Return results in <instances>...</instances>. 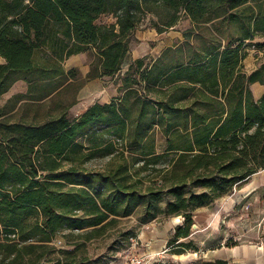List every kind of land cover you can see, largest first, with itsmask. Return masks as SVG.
<instances>
[{"label": "trees", "instance_id": "1", "mask_svg": "<svg viewBox=\"0 0 264 264\" xmlns=\"http://www.w3.org/2000/svg\"><path fill=\"white\" fill-rule=\"evenodd\" d=\"M101 15L113 22L97 23ZM146 15L158 33L186 18L184 37L206 28L208 39L123 71ZM250 49L264 55V0H0V97L19 79L27 85L0 105V264L115 261L49 254L62 231L89 239L142 200L183 219L167 240L173 253L196 250L192 210L264 169V92L250 88L264 84V60L246 71ZM90 50L89 75L121 72L118 93L73 117L67 107L52 112L48 101L76 76L64 60ZM96 157H108L104 168L85 165Z\"/></svg>", "mask_w": 264, "mask_h": 264}, {"label": "rangeland", "instance_id": "2", "mask_svg": "<svg viewBox=\"0 0 264 264\" xmlns=\"http://www.w3.org/2000/svg\"><path fill=\"white\" fill-rule=\"evenodd\" d=\"M151 19V16L146 15L132 35L130 52L123 68L127 60L148 54L150 56L146 61H150V58L160 55L170 47L182 46L183 49H187L188 41L192 46H199L208 39L209 34L206 28H197L199 34L196 33L191 38L184 37L183 32L193 29L186 18L180 19L172 29L163 33H156L150 28L153 23ZM110 22H113L110 15H101L97 20V23L101 24ZM223 31L225 28H222ZM258 40L256 38V41ZM95 57L94 52L90 50L64 60L66 70H75V79L63 93L48 101L47 108L52 112H57L67 107V114L73 117L79 114L88 103L105 102L110 100L116 92L118 93L121 72L103 77L89 75L96 61ZM262 60H264V55L250 49L245 59L244 69L250 71ZM250 88L255 97L264 91V85L257 83L252 84ZM26 89V82L21 79L17 80L10 90L0 97V105L9 102L14 95L24 93ZM21 103L23 101H20L10 112V117L17 118L14 113H17L18 105ZM23 111L22 108L20 113ZM153 134L156 150L163 151L166 145L164 135L158 128ZM107 161L108 157H96L85 165L89 168L101 169L105 167ZM147 183L149 182L145 180V184ZM163 204V201H158L149 207L146 200L139 201L127 215L110 216L114 217V220L89 239L79 235L82 232L78 230H64L53 239L52 244L55 251L49 256L50 258H56L59 255L76 258L89 257L90 260L98 257H112L118 261L135 255L146 257L144 264H177L180 261L200 264L202 259L199 258V252H195V249L186 250L180 261L175 260L174 257L177 256L167 245V240L172 227L183 223V219L175 215L165 216L160 212ZM85 229H92V227ZM259 236H264V169L257 171L248 180L214 202L192 210V224L188 237L197 246L196 250L215 246L219 239L223 243L225 241L226 244H232L236 238H238L236 242H248ZM180 240L187 241L188 239ZM61 251H64V254ZM111 262L101 264H111Z\"/></svg>", "mask_w": 264, "mask_h": 264}, {"label": "crops", "instance_id": "3", "mask_svg": "<svg viewBox=\"0 0 264 264\" xmlns=\"http://www.w3.org/2000/svg\"><path fill=\"white\" fill-rule=\"evenodd\" d=\"M153 30L156 33H158L155 29H153ZM91 51H93V50H91ZM86 52H88V51H86ZM129 52H130V50H129ZM81 53H84V52H81ZM77 54H79V53H77ZM73 55H76V54H73ZM73 55H71V56H73ZM143 56H145V55H143ZM140 57H142V56H140ZM140 57H137V58H140ZM246 57H245V59H246ZM134 59H136V58H134ZM134 59H130V60L126 61V66H125V68H123V71L126 69L128 63ZM245 59L243 60L244 66H245ZM0 62H3V58H1V57H0ZM262 85H264V84H262ZM262 92H264V91H262ZM116 94H117V92H116ZM115 95H113V96H115ZM109 101L110 100L105 101V102H99V103H106ZM94 102H96V101H92V102L88 103L86 106H84L82 111H84L88 106H90ZM174 227H175V225L172 227L171 234L174 231ZM171 234L168 236V238L171 236ZM237 240H238V238H236V240H234V242L232 244H226L225 241L223 243L222 240L219 239L215 246L208 247L206 249L201 248L200 250H195V252L196 251H197V253L199 252V258L200 259L207 260V261L214 260V259H223V260L227 261V264H264V236H259L255 240L248 241V242H246V241L236 242ZM184 255H185V253L176 254L177 257H174V258H175V260L180 261L182 258L181 256H184ZM197 256H198V254H197ZM189 263H191V261L190 262L180 261V263H177V264H189Z\"/></svg>", "mask_w": 264, "mask_h": 264}, {"label": "built area", "instance_id": "4", "mask_svg": "<svg viewBox=\"0 0 264 264\" xmlns=\"http://www.w3.org/2000/svg\"><path fill=\"white\" fill-rule=\"evenodd\" d=\"M146 257H138V256H130L125 257L123 260L113 261L111 264H144ZM147 258H154V257H147Z\"/></svg>", "mask_w": 264, "mask_h": 264}]
</instances>
